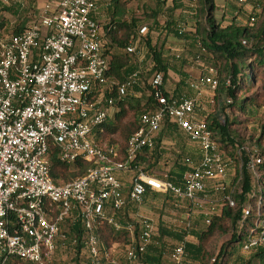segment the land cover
I'll list each match as a JSON object with an SVG mask.
<instances>
[{
    "label": "built area",
    "instance_id": "1",
    "mask_svg": "<svg viewBox=\"0 0 264 264\" xmlns=\"http://www.w3.org/2000/svg\"><path fill=\"white\" fill-rule=\"evenodd\" d=\"M97 2L47 0L20 34L0 30V264L13 260L64 264L67 256L63 252L69 248L60 226L73 219L85 230L81 249L91 264H121L114 259L113 248H105L96 235L101 221L127 234L124 258L128 264H140L155 229L150 220L140 216L125 220L127 209L141 205L149 190L186 205L189 220L209 202L206 192L210 181L212 191L223 195V206L235 208L232 191L226 194L230 187L227 182L233 176L238 183L244 168L253 188L247 197L255 201L252 207L246 204L241 210L239 230L252 212L253 219L234 246L247 256L264 249L263 157L245 144L236 149V155L239 158L244 153L246 161L239 158L233 166L213 142L205 121L196 117L199 94L204 89H217L213 68L188 81L196 97L165 96L160 89L162 75L156 74L152 79L156 107L141 115L140 127L129 138L123 155L116 145L97 141L96 132L115 111L114 100L107 96L112 83L107 77L108 45L101 38V26L91 17ZM149 32L147 25L142 26L140 38H133L135 44L131 42L126 53L135 56L136 45ZM136 76L137 72L118 87L120 96ZM165 120L181 130L199 151L197 162L184 159L187 169L179 184L164 174L151 176L131 166L143 149L154 147ZM51 147L58 149L63 163L84 160L88 165L85 173L68 183L55 184L49 174ZM120 173L131 175L128 186L117 177ZM200 213L205 225L219 215L213 209ZM191 224H187L189 229ZM185 243L173 249V264H181L186 258Z\"/></svg>",
    "mask_w": 264,
    "mask_h": 264
},
{
    "label": "trees",
    "instance_id": "2",
    "mask_svg": "<svg viewBox=\"0 0 264 264\" xmlns=\"http://www.w3.org/2000/svg\"><path fill=\"white\" fill-rule=\"evenodd\" d=\"M33 1L29 0V2ZM176 1L174 0V2ZM188 1L198 5V9H193L197 13L196 19L202 18V22L197 20L194 29H189L190 31L179 24L158 23L156 12L145 13L141 16L133 14L123 16L121 14L124 11V1L110 0L111 8L109 13L112 19L106 26V31L110 35V44L105 54L109 56L107 77L112 81L111 89L107 92V96L114 100L115 111L112 117L102 125V129L96 132V138L98 142L116 145L120 155L124 154L129 138L140 127L139 120L141 115L156 107L154 99L155 89L152 86V79L156 74L162 75L160 89L165 96L181 97L176 91H170L166 88V82L169 80V70H176L178 66L180 69L186 61L183 57L184 53L180 51L173 53L167 48V38L172 35L178 40L185 39L187 56L201 65L204 71L208 68L215 70V78L218 81L217 89L214 91L217 111L207 114L202 119L211 131L212 140L218 149L237 166L239 158L242 161H246L244 153H241L239 158L236 155V149L246 144L243 138L244 135H240L238 132L239 128L243 127L244 122H240L235 118L225 117V112L229 109L232 113L250 115L254 108L264 107V101L263 103L260 102L264 93L255 89L257 82H264V19L259 25L255 26L256 18L251 17L248 19V24L243 25L238 23L236 17L233 16L224 24V22L216 21L215 19L214 0ZM18 10L19 8L16 6L11 4L6 6L0 0L1 31L6 21H8L4 16L5 12L10 18L14 19L11 27L5 31L7 34H20L32 21L31 14H27L26 11L19 12L20 10ZM114 16H118L120 19L115 21L113 20ZM146 24L150 32L142 38V44L145 48L143 63L139 64L134 55L126 53L125 48L131 44L139 29ZM151 32L159 34L154 37ZM152 38L155 39L153 40ZM161 38L162 40H160ZM136 72L137 76L133 79V83L126 88L124 95L120 96L118 87L125 85ZM226 80L230 81L229 85H226ZM186 86L188 87V82H186ZM169 126L174 125L165 120L162 126L163 129L169 128ZM114 135L119 137L120 144L111 138ZM157 136L154 147L143 149L132 162V169H142L147 175L157 177H161L164 174L167 179L179 184L181 180L171 169L165 171L167 173L157 174L160 171L159 169H165L161 165L165 166L167 161L159 163L162 150L160 149ZM263 136L264 134L262 133ZM256 148L259 149V155L264 159V147H261L259 140ZM179 152L177 160L173 162L174 167L183 173L187 169L184 163V159L187 156L182 158L183 153L180 150ZM87 168L88 165L82 159H77L72 164L63 163L58 158V149L51 147L49 153V174L55 184L68 183L74 178L83 175ZM260 170L263 172L260 186L264 196V161L260 166ZM230 188L232 191L231 196L235 200V208L223 206L220 214L214 215L209 225H205L204 216H200L198 220L192 223L188 234L194 238L195 244L186 243V258L181 264H264V249L249 256H239L234 253L235 242L238 240L239 235L243 234V231L251 225L253 219V212L251 211V215L243 222V229L239 230L241 210L246 204L252 207L255 201L254 197H247L248 194L252 193L253 188L245 168L242 171V179L237 183L234 178ZM240 191L241 193L239 194ZM227 192L229 191H226V194ZM60 228L66 234L68 240L67 248H69V250L66 249L63 252L67 256L64 264H91L85 254H82L81 248L86 240V233L80 222L75 219L66 220V223L61 224ZM229 228L231 229L230 239L220 248L218 254L211 258L207 251L209 240L215 234L224 235ZM96 235L105 248H111L116 244L124 245L129 242L125 232L114 231L104 221H101L98 225ZM152 245L147 248L139 263L165 264V261L162 260V250H157L161 248ZM212 259L215 262H211ZM10 264L27 263L13 260Z\"/></svg>",
    "mask_w": 264,
    "mask_h": 264
},
{
    "label": "rangeland",
    "instance_id": "3",
    "mask_svg": "<svg viewBox=\"0 0 264 264\" xmlns=\"http://www.w3.org/2000/svg\"><path fill=\"white\" fill-rule=\"evenodd\" d=\"M43 2V0H41ZM108 1V0H106ZM123 9L121 15L123 16H129L130 14L141 16L145 13H157L156 19L158 20V23L165 24L171 23V24H179L183 28L193 30L194 25L197 20H200L202 22V18L199 17L196 19L197 13L193 11L194 8L198 9V5L192 4L188 0H177L174 2V0H123ZM215 4V19L216 21H221L226 24L232 18L233 16L236 17V21L241 24H248V19L251 17L256 18L255 26L259 25L263 19H264V0H245L244 2H238L237 0H214ZM192 7V8H191ZM31 19L33 20V15L31 14ZM221 17L224 18V20L221 19ZM188 30V31H190ZM193 33V32H191ZM154 36V35H153ZM155 37V36H154ZM154 40V38H153ZM162 40V38L160 39ZM185 40V39H183ZM169 44V43H167ZM197 68V67H196ZM200 69L198 68L196 71V75L191 76V80H196L199 78ZM255 89H258L259 92L264 93V82H257ZM196 95V94H195ZM199 106L196 111V117L197 119H202L207 114H212L216 110L214 100V92L209 89H204V91L201 93V95L198 97ZM264 96L261 98L260 102L263 103ZM203 113V114H202ZM225 117L229 118H235L238 119L240 122L243 123V127L239 128V134L244 135L243 138L246 141V145L249 147V149L259 154V149L256 148V144L261 142V147H264V136L262 137V133L264 134V107L261 108H254L252 110V114L250 115H241L238 113H232L231 110H227L225 112ZM221 118L223 120V117L221 115ZM263 128V129H262ZM113 140L117 141L120 144V139L117 135L113 136ZM257 142V143H256ZM168 154H172V151H168ZM170 156H167V159H169ZM169 161V162H168ZM166 161V165L161 167L164 168H170L172 165V162L170 160ZM234 166V164H233ZM159 167V168H161ZM160 171L157 174L164 173L165 170L163 168L159 169ZM167 173V172H165ZM231 175H233L231 173ZM233 177L229 176V180H231L230 187L233 184L232 181ZM130 180V179H128ZM229 187V188H230ZM231 188L229 189V191ZM230 192H228L229 194ZM208 201L207 203L202 204V209L196 211L193 213V219L192 221H196L199 219L200 216H203L200 211H212V209L216 212V214H220L221 209L223 208V201L221 194H215L214 191L209 193V190L207 188L206 192ZM212 202V203H211ZM178 207L180 209V212L183 214L182 220L185 222H188L187 212H186V205L184 204H176L173 203L166 198H156L151 201L145 207V214L146 217L154 223L157 228L159 227V224L161 221H164L167 226L174 227L175 225L174 220L177 219V216H179V213H176ZM163 223V222H162ZM187 230V229H186ZM231 235V229H227V232L224 235L215 234L211 240H209L208 243V252L212 257H215L220 248L224 246L228 240L230 239ZM243 239H241L242 241ZM174 241H170L169 245H173ZM122 248L118 250L119 255L121 254ZM234 253L236 255H243L247 256L246 254H243L238 247L236 246L234 248ZM168 261V262H167ZM170 264L169 260L165 259V264Z\"/></svg>",
    "mask_w": 264,
    "mask_h": 264
},
{
    "label": "crops",
    "instance_id": "4",
    "mask_svg": "<svg viewBox=\"0 0 264 264\" xmlns=\"http://www.w3.org/2000/svg\"><path fill=\"white\" fill-rule=\"evenodd\" d=\"M1 2H2V0H1ZM46 2H47V0H43V2L41 0H34L33 2H29V0H21L19 2L14 1V0H7V3L6 4L3 3V4L6 6H8L10 4L14 5L17 8H19V10H20V11L18 10L19 12L26 11L27 14H32L33 19H35L40 14L41 9ZM110 8H111L110 0H108V1L98 0L96 10L91 14V17L93 18V20H95L101 26L100 35H101L102 40L105 43H107V45L110 44V35L106 31V26L109 23V21H111V19H112L110 17V13H109ZM4 16L8 21H6L5 26H4L2 31L4 33H6L5 31L8 30L9 27H11V24L14 21V19L10 18V16L8 14H6V12L4 13ZM119 19H120V17H118V16L113 17V20H115V21H117ZM221 19L224 20L223 17H221ZM186 30H189V29H186ZM158 34L159 33H157V32H151V35H154L155 37L158 36ZM160 35L163 36V34H161V33H160ZM133 38H135V41H136L140 37H139L138 33H136V36ZM135 41H131V42H134V44H135ZM142 43L143 42L141 40V42L136 45L137 46V54L135 55V57L137 58L139 64L143 63V54H144L145 46ZM167 43H169V44H167V48L170 50V52L174 53L176 51L177 52L180 51V52L184 53L183 57L186 59V61L184 62L183 66L180 69L178 66L176 68V70H169V72H168L169 80L166 82V88L169 89L170 91H176L177 94H179L181 96L196 97L197 94L186 86V82H188V80L191 79L192 75H194V76L196 75V71L198 68L200 69L199 70L200 71L199 76L204 74L203 67L201 65H199L198 63H196L195 61H192L191 58H189L187 56V54L185 52V49L187 46H186V42L184 40H178L177 38H175L171 35L167 38ZM108 48H109V46H108ZM200 95L201 94H199V96ZM157 139L159 140L160 149L162 150V153H161L162 156L159 160V163H162L166 160L167 161L170 160V162H172V165L170 166V168L168 167V168H165L164 170L169 171L171 169L172 172L176 176H178L179 179L181 180L182 174L184 173L185 170L183 171V173H181V171H178V168L174 167L173 161L177 160L176 158L178 157V153H180L179 152V150H180L183 153L182 158L184 156H187V157L191 158L194 162H197V160H199V157H200L198 147L196 146L195 143L190 142L187 139V137L184 135V133L181 130H179L176 126H171V127L169 126V128H164V129L162 127V129L158 133ZM170 150L172 151V154L167 155V152ZM167 156H170V158L167 159ZM117 176L124 183L125 186H128V183L130 181L128 179H130V177H131L130 174L120 173V174H117ZM232 181H233V179H232ZM227 183L230 184L231 180L228 179ZM212 187H213V183H212V181H210L208 183L209 193L212 192ZM229 189L230 188L228 187L227 190L229 191ZM159 197L166 198V196H164L162 194L148 191V193L144 196V200H143L141 205L131 206L129 209L126 210L125 220H127V221L135 220V219H137V216L148 219L146 217V214H145V207H147V205L149 203H151L152 200L159 198ZM166 199L173 202V203H176L175 201H173L169 198H166ZM176 204H178V203H176ZM176 208H177V209H175L177 211L176 213L180 212V209L178 207H176ZM186 212H188L187 209H186ZM182 217H183V214L180 212L179 216H177V219L174 220V223H175V225H173L174 227H169L166 225V223H164V221H161L160 223H158L159 224L158 228H157V226L154 225L152 220L148 219L152 222L154 229H155L153 237H152L151 245L153 244V245L159 246V248H161V249H157V250H160V251L162 250L161 251V254H163L162 260H164V261H165V259L169 260L171 264L173 263L171 258H170L171 253L175 247H177L179 244L182 243V241L185 240L186 243L188 242V243H194L195 244L194 238L188 234L191 227H190V229L187 227L188 222L194 223V221H192V220L195 219V217H193V215H191L188 222L183 221ZM171 240L174 242L172 243L173 245L170 246L169 242ZM186 243H185V245H186ZM112 248H113L114 259L121 262V264H128L127 260L124 258L123 244L122 245L116 244V245L112 246ZM120 248H122V250L120 251L121 254L119 255L118 250Z\"/></svg>",
    "mask_w": 264,
    "mask_h": 264
}]
</instances>
